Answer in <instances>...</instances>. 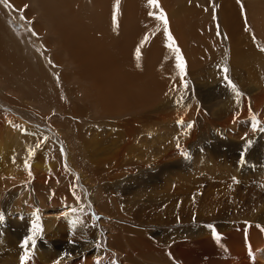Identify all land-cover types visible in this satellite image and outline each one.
I'll return each mask as SVG.
<instances>
[{"label": "bare ground", "instance_id": "1", "mask_svg": "<svg viewBox=\"0 0 264 264\" xmlns=\"http://www.w3.org/2000/svg\"><path fill=\"white\" fill-rule=\"evenodd\" d=\"M9 1L16 9L20 11L24 9L29 10L28 19L36 20V27L39 32L41 29L39 28V26L40 24H43L46 26L45 33H47L49 36H55V40H57L56 42H58V44L56 43L57 46L53 50L57 51V53L66 50L67 56H64L65 54H63L62 56H64V58L62 59L64 61L66 60L65 57H67L66 61H68L69 64H67L66 66L63 63V65L66 66L65 68H63L61 60H57V63L61 64L64 71L66 69V72H69L68 70L72 65L73 67L75 66L76 70L78 71H76L77 74H75V71L73 72L71 70L72 72L70 71L69 74H71L72 76H67L68 73H66L67 75L65 76V79H63L64 82L69 83V81L72 80L73 82L77 81V83L82 85L85 82L89 84L91 92H89L85 88L83 94L87 99L92 101V104L94 106L93 109L95 110V112H97L95 120L92 118L86 119L85 116L90 113L88 105L76 104L72 102L73 105H71V110L74 112L78 120L80 119L81 121L85 118L87 122H82V124L78 123L76 126L77 129H75V131L78 132V135L76 136L77 138L75 137L78 140V151H80L79 149L81 148L85 149V147H87L88 152H90L83 154L81 153L78 157H75L77 160L76 162H78L79 160V162L77 163L78 165L74 164V161L72 163V156H70V153H66V156L64 158L63 156L62 159L60 158L61 156L59 157L61 159L60 163H52V161H50V163L52 164L48 165V167L46 165V168H44L39 166L40 164L38 165L36 163L39 154H35V150L40 145H42V143L46 142L48 144L47 148H50L49 145L53 143L56 145V147H61L64 149V151H67V149H65L64 143L62 142L63 140H61L59 136L52 131V128V130L48 128L51 127V124L47 123L40 114L33 111V115H31L27 111V108H22V111H20V113L18 114L17 112H14L16 110L13 111L11 108H9L3 100L0 101V107L16 115L11 116L4 110L0 109V215H3L4 217L3 221H0V264H21L20 257L24 255V249L22 247L23 240L26 235L31 234L30 225L32 221L36 219V215L40 216L41 225L44 224L45 227H47V225L49 226V224L52 223L49 220L46 223H43L41 217L43 216V214H47L48 212L46 210L43 211V209H46L44 205L45 198L53 206L56 200H58L60 197H67V195L68 197H71L72 195H74L73 193L76 190L74 186L76 184L78 185V182H82V180L85 178H89L92 181H95L96 186L98 184L97 182H100L99 184H101L105 181H108L109 185L115 184L117 186L122 183V179L127 175L131 176L129 177V180L131 181L133 180V177L135 175L143 170V168L141 167L142 165L140 166V164L145 163H138L140 160L138 162H135L128 159L130 160L128 161L125 159V156L127 155L126 152L132 145V142H134L137 134L141 133V131L143 132L146 129L145 127L149 126L150 120L154 118V116H150V112L144 111V109L153 107L157 103V100H160L161 97L170 93L173 85L176 87L180 84L181 81L180 75H177V73H174L170 70L171 65L174 64V57H172V55H169V53L165 51L162 43L163 38H165L164 36H167V34L163 33L162 31V33L160 32L159 34H156L157 32H154L155 29L157 30L158 28L157 26L160 22V19H155L156 17L152 18V12H156V10L153 7L154 5L149 4L148 0H120L122 1L121 10H123L122 25L124 26L125 30L132 31L131 33H133L135 37L131 38L128 35L130 41L132 40V42H130V47H125L124 44L122 46L120 44H115V46H117L115 50H113L114 47H112V50L111 48H107V41L110 40V37H108V35L106 36L105 32H102L101 36L94 35L87 32L86 28V30H84L81 24L92 25L97 19L92 17H96L97 15H99V17L103 16V14H105L107 11H105V5L108 4V2L110 3V5L116 4L117 0H109L108 2L107 0H90V8H86V11L85 5L87 2H85L84 0H60L58 1V3L51 2L50 0H26L27 2L25 0ZM173 1L176 0H158L159 5L162 7L163 12L166 14V17L168 19L167 26L169 27L170 32L172 33L176 42L178 41L181 47L184 46L186 49L185 54L188 57V61L191 64L192 70L189 75L194 76V78L197 80L201 77V73L203 72V68H198V66H203L207 63H209V65L211 66H216V64H218L219 66L218 61L216 62V60L212 59L214 58L212 54L209 55L207 51L203 52V49L199 46L189 47L186 44L188 43V40L191 41L194 39L193 41H195L196 39H201L207 42L206 47L208 49H214L213 41L209 38V36L214 37V35L208 36L207 31L210 30L204 29L199 23L200 20L205 17L208 11H206V9L195 6V4H192L194 1H192L191 4H187V0V3H185V0H180L181 2L184 1L181 5L176 4V2L173 3ZM180 1L178 3H181ZM216 1L219 12L218 14L221 18V32L224 33V37L227 39V42L230 45L229 51L231 57V67L235 68V66H238L241 69L245 68L247 70V75L252 71L250 62L253 61V66L256 67V64L261 62L260 59H262V55L261 53L256 51V47L254 46L253 42L250 41L251 38L249 35L248 26L246 25L245 11H243L239 0ZM248 2L250 9L254 5L257 7L261 5L264 6L261 0H254L253 2L252 0H248ZM95 7L97 9H95ZM35 8L39 10H36ZM32 9H35L36 11ZM37 11H39V15ZM250 12L253 16H251L252 21L260 18L262 19L261 15H263L264 17V11H262V14H258L253 10H251ZM109 24H111V22H109ZM17 26L22 27V22L18 23ZM55 27L59 28L58 35ZM111 30L112 29L110 27V31ZM263 30L264 27L262 26V28L259 29V33L262 31V37L264 39ZM214 33L216 37V32ZM123 34H125V32ZM150 39L153 40L149 41L147 46L146 43ZM108 43L110 42L108 41ZM112 43L114 44V42ZM193 45L195 44L193 43ZM1 58H3L2 55H0V60ZM137 58L140 59L141 63ZM136 60L138 63V67H136L137 64H135ZM11 64L12 67L10 69L14 73L16 72L15 70H17V61H13ZM224 66L225 65H223L222 67ZM207 68L209 69V66ZM212 70H214V68L209 69V71ZM21 72L22 70H20V74ZM77 83H74V85L77 86ZM253 92L259 93L256 94L258 96H256L254 99L257 102L253 103V101V104L248 102L250 103V105L246 104L245 108H241L242 111L240 113H234L233 115H230L227 120H224V123L218 125V129H214L216 134L220 132L221 136L226 135L228 137V133H225L224 131V126L231 124L234 127L235 122L237 121L236 118H239L240 116L244 117H241L242 119L238 120L240 121V123L245 122L247 119H251L252 122L261 120L262 126H264V119L260 117V113L263 112L261 110H264V88L254 89ZM70 94L71 92L70 90H68L67 95L70 96ZM75 94L76 90H73L72 95ZM170 94H168V96H170ZM50 96H52V94ZM175 103L176 102L174 101L173 103L167 102V104H163L162 107L158 109V112L162 113L161 116H165V114L163 115V112L167 111L169 108H174ZM187 105H189V103H187ZM187 105L184 113L178 118H175L174 125H177V130H186L185 133H182V131L180 132L181 135H186V141H184L183 146L182 143H180V149H178L176 146L177 149L173 150V148L171 147V150L173 151L169 152L166 147V150L169 153L163 154L166 155V157L163 156L162 160H160L158 163H154V167L167 165L169 168L168 170H166L165 175L162 173V175L164 176H159L161 178H156L157 180L153 182L151 181L152 184L149 185L150 189L148 187L151 192L149 191V193L147 194L150 195L152 193V195L151 197H149V200L147 198V201H149V207H146L145 205V208H149V213H145V211H143L144 213H139V215L136 214L138 216L134 218L135 220L132 219L134 223L136 222L138 224L137 227L150 225L153 227L152 230H144L145 228L138 229L133 226V229H131L132 227L124 229L121 228L122 230L120 231L119 228L121 226L118 228L119 230L116 228V226V229H114L113 231L109 229L106 230L107 228L102 229L103 226L100 223L102 228L96 229L99 231V234L96 231V236H94V228L91 227V229L93 228L91 230L89 227L90 224H88L89 229H77V233L75 232L73 234L72 230L64 232V230L58 229L59 231H56V229L51 236L62 238L53 241V244L50 243L51 246L57 247V254H53L56 258L49 259L46 258L47 255H45L46 257H40L36 253L35 248L34 250H32L33 248L31 247L30 243L29 248L31 250V256L28 264H57V262L58 264H177L175 261L181 262L180 264H264V164L260 166L257 161L262 158L261 156L264 150L262 149V151L260 150L261 152H259V154L257 153L259 157H257L256 155H252L253 151L251 152L252 156H249L248 154L246 158L254 161V164H252V161L251 164L248 163V167L246 165H244L243 167H239L238 164H227L228 162L225 159H227L228 156L224 159L226 163L222 164L215 163V161L219 158L216 159L214 157L216 159L214 161L212 158L213 156H210L211 159H209L210 157L208 156V161L206 162L202 158H196V156V159L191 162V165H188L187 170H184L182 168L183 164H180V166L178 165V163L167 164L165 162L166 159L171 158L172 160L174 156L176 157L177 154L174 153V151H183V149L188 147L194 140L193 135L196 133V129L194 130L195 126L189 129L187 128V124L192 123L190 121L194 120L193 118L197 114L195 108L193 109L192 107L191 110L190 108L188 110ZM252 111L255 112L258 119H254L255 117H249L248 114L251 115L253 113ZM258 111L259 113H257ZM246 115H248V118L246 117ZM17 118L23 119L22 121H19ZM101 118L103 120H108L111 128L113 127L114 129H116V133H118L119 135L118 139L120 145H116V147L113 145L115 149L112 148L111 151H101V148H98V150H94L92 146L89 145L90 140L88 137V133L89 131L93 133L98 129V126H100V124L102 123L100 121ZM64 120L65 122H69L68 117H64ZM181 120L184 122L183 126L177 123ZM92 121H95L97 125L92 124ZM155 122L157 126L160 125L157 124V120ZM88 123H90V125ZM65 124L67 125V123ZM45 125H47L48 127ZM247 130V132L243 130L244 132H241L240 134L237 133V136L232 137L234 139H238L237 141H241L244 140L241 137H244L245 133L247 136H250V138L248 137L249 139H252L255 135H257V132L254 133L249 129ZM40 131L48 133L50 139L47 141L39 140L38 136ZM155 133L157 132L155 131ZM29 135H31V138L28 137ZM194 136H196L195 138L199 137L198 134ZM70 144L71 143H69V145ZM116 149L117 151L112 154V151H115ZM51 151L53 152V150ZM142 156L144 155L142 154ZM217 156L221 158V156ZM230 157L232 159L233 156ZM55 158L57 159V156ZM131 158L133 160L132 156ZM201 160L204 163H202ZM210 160H213L214 163H212ZM25 161L27 162V166L25 165ZM80 163L81 165H79ZM59 177H63L67 181L68 186L67 189L65 187H62L60 188V191L58 193H55L57 194L56 199V195L54 196V190L61 186V184L59 183ZM231 177L233 179H237L231 180ZM124 179L126 181V178ZM87 181L88 179L86 180V182ZM257 181H260V186H255L254 183ZM103 185L104 184H102L101 186ZM113 185L112 187L115 186ZM107 187L110 188L109 186ZM112 187L111 189L114 190L115 187ZM91 188L92 187L90 186V189ZM94 188L96 190V187ZM100 188L101 191L102 189L104 190V187L102 188L99 185V189ZM87 190L89 189L87 188ZM49 191H52L51 193H49L50 197L45 196L44 198L42 193ZM74 196L71 197V201L73 200V198H75ZM5 198L7 201L17 199L13 204V209H11V207H9L8 205H4ZM95 198L96 197H94V201ZM35 200L38 201V207L32 205V202ZM91 200L93 201V199ZM24 201L25 204L23 205L22 203ZM75 201L77 200L74 199V201L72 202ZM78 202L79 201L76 202V205H78ZM80 203L79 207L84 205H80ZM107 204H109V202ZM68 208L70 209V207ZM71 208L73 210L74 205L71 206ZM134 208L135 207L130 208V214L131 209ZM37 209H39V212H37ZM109 209L107 210V212L109 211ZM62 210L63 209H61L58 214L61 213ZM41 211H43V213ZM102 211H104L103 207ZM28 212L33 213L28 216ZM51 212L57 213V211L54 210ZM110 212L108 214L112 215ZM25 213L28 214L25 215ZM96 214L100 215V213ZM104 215H107V213H105ZM92 216L93 215H91V217ZM111 217H113V215ZM125 217L126 216H124V218ZM105 221H103V223ZM55 224L57 225V223ZM111 224H113V222H111ZM209 225H212L213 227L210 228ZM178 226H180L181 228H178ZM155 227H159L162 229H155ZM165 228H173L174 231L170 232L169 230H165ZM89 233H92L93 235H89L94 238H90L92 241H89L88 238V242L84 243H81L80 241L74 239L73 241H68L67 239V241L63 240V238L65 237H76V239H81L80 237H83V239H85L84 237ZM215 233L219 234L220 239L216 238ZM163 236L165 237L163 238ZM162 238L164 239V243L168 247V251L167 249L164 250V247L162 248V246H160L162 244H159ZM53 240H55V238H53ZM49 242L50 241H48V243ZM92 242L93 244L91 245ZM82 244H90L92 249H97L101 252H98L97 257L93 261H90L88 259L86 260L87 256L89 255V253L87 255L88 251H79L77 249L74 250V248H78ZM17 249H20V252L19 250L18 252H15ZM33 251L35 252V254ZM62 251L68 253L69 255L64 256L65 254H62ZM43 253L46 254L45 251ZM91 255L93 256V254ZM69 258L72 259L70 260ZM121 258H123V260ZM31 260H33V262H31Z\"/></svg>", "mask_w": 264, "mask_h": 264}, {"label": "rangeland", "instance_id": "2", "mask_svg": "<svg viewBox=\"0 0 264 264\" xmlns=\"http://www.w3.org/2000/svg\"><path fill=\"white\" fill-rule=\"evenodd\" d=\"M50 1L58 3V1H60V0H57V1L56 0H54V1L50 0ZM84 1L87 2L85 5V11H86L87 9L90 8V0H84ZM108 1L109 0H107V2ZM179 1L180 0H176V1H173V3L176 2V4L181 5L184 2V1L181 2L182 1L181 0L180 1L181 3H178ZM187 1H188V3H187ZM187 1L185 0V3H187V4H191V2L194 1L192 4H195V6L206 9V11H208V13H206L205 17L203 19H201L199 23L204 29L210 30V31H207L208 36L214 35V37L209 36V38L213 41V48L214 49H212V50L208 49L206 47L207 42H205L201 39H196L195 41H193L194 39L191 41L188 40L189 44L188 43H186V44L189 47L199 46L203 49V52L207 51L209 53V55L212 54V56L215 58V59L214 58H212V59L216 60V62L218 61L219 66H218V64H216V66H211V65H209V63L204 64L203 66H201V65L198 66V68H203V72L201 73V77L198 78L197 80L194 78V76L189 75V73L192 72V70H191V64L188 61V57L185 54L186 53L185 47L184 46L181 47L180 43L178 41L176 42L172 33L170 32L169 27L167 25H165L162 20H160V22L158 23V26H157L158 28H157V30L155 29L154 32H157L156 34H159L162 31L163 33L167 34V36H164L165 38H163L162 43H163V46L165 48V51L167 53H169V55H172V57H174V59H173L174 64L171 65L170 70L174 73H177V75H180V81L181 82L176 87L173 85L172 90L170 91L171 94L168 93V94H170V96H168V94H166L165 96L161 97L160 100H157V103L154 105L155 107L153 106V107H149L147 109H144V111L150 112L149 113L150 116H154V118L150 120L149 126L145 127L146 129L143 132L141 131V133L137 134V136L134 139V142H132V145L128 149L129 152L127 151L126 152L127 155L125 156L126 160L130 159L131 161H135V162L136 161L138 162L140 160L138 163H145V164H140V166L142 165L141 167L143 168V170L137 174L138 176L135 175L136 177L134 176L133 180H131V181L129 180L130 179L129 177H131V176L127 175L126 177H124V178H126V181L123 178L122 183L120 185L116 186L114 184L116 186L115 187L112 184L116 189L114 187H112V185H109L108 181H105L101 184H99L100 182H97L100 185V187H102V188L104 187V190L102 189L103 192L101 191V188L99 189V185L97 184V186H96V182L92 181L89 178L83 179L82 182L79 181L78 185L76 184L74 186V188L76 190L74 191L73 194L75 196L71 194L72 196L75 197V198H73L72 201H74V199L79 201L78 205H76L77 201H75V202L71 201L72 196L71 197L69 196L70 197L69 198L67 195V197L63 196V197H60L58 200H56V202L53 204V206H54L53 207L45 198V196L50 197L49 193H51L52 191L51 192L50 191L49 192H43L42 195L45 198L44 205L46 207V209H43V211L46 210L48 212H47V214H43V216H41V217H42L43 223H46L48 220L51 221L52 223L50 222L51 224H49V226L47 225V227L49 229L47 227H45V225L43 224L42 225L43 231L36 238L37 243H36V246L34 248L36 249L35 251L40 257H46L45 255H47L46 258H49V259L50 258L51 259L56 258L54 256L58 252L57 247H53L50 245V243L53 244V241H56L58 239H62V238H58V237L56 238V237L51 236L52 233H54V230H56V229H57L56 231L64 230V232H68V230L69 231L72 230V234H73L75 232L77 233V231H76L77 229H79V230L89 229L88 224H90V226H89L90 229H91V227L94 228V229L92 228L93 233H95V234H93L94 236H96V231L99 234V231L96 229L102 228V226H103L102 229L107 228L106 230L109 229V230H113V231L116 228L118 229L120 226H121L119 228L120 231L124 228H131V227H132L131 229L136 227L138 229L139 228H145L144 230H146V229L152 230L153 227L150 225H143L142 227H140V226L137 227L138 224L136 222L134 223L133 220H135L134 218H136V216H138L139 213H144L143 211H145V213H149V208L148 209L145 208V205H146V207H149V204H148L149 201H147V198L149 200L150 199L149 197H151V195H152V193L150 195L147 194L150 191L149 185H151L153 181L164 176L166 173V170H168V168H169L167 165H163L160 167H154V163H158L160 160H162L163 156L166 157V155H163V154H168L170 151L177 149L176 148L177 143H179L180 146H181L180 143H182V146H183L184 141H186L185 140L186 135L185 134L181 135V133H180L181 131H182V133H185L186 130H182V129L177 130V127H176L177 125L176 126H174V125H175V118H178L179 116H181L184 113V111L186 110L187 103H189V105H187L188 110H189V108L191 110L192 107H193V109L195 108V110H196L197 115H195V117L193 118L194 120H192L190 122L193 123V127L195 126L194 130L196 129L195 130L196 133L194 135L198 134V136L200 138L198 136H197L198 138H195L196 136L193 135L194 140L192 141V143L188 147L183 149V151L190 154V157H191L190 159H185L181 155V153H179L181 151H178V152L174 151V153L177 154V155L175 154L176 157L175 156L173 157L174 160L173 159L171 160V158L170 159L168 158L170 161L168 159H166L165 162L167 164H175V163L177 164L178 163L179 166H180V164H183L182 168L184 170H187L188 165H191V162L194 161L196 158H198V159L202 158L206 162V161H208V156L209 157L213 156L212 158L214 161L217 158H219L218 160L215 161V163H221L222 164V163H226V161H227L228 162L227 164H236V165L238 164L239 167H243L244 165H246L248 167L252 161L251 159L246 158L248 156V154H249V156L256 155L257 157H259L258 156L259 152H261L262 149L264 150V146H263L264 145V126H262L261 120H258L257 122H252L251 119H249V120L247 119L245 122L240 123V121H238V120H240L244 117L240 116L239 118H236V120L239 123L236 121L234 127L231 124H230L231 126L230 125L224 126V131H225V133H228L227 134L228 137L226 135L221 136L220 132H218L216 134L214 131V129H218V125H220L221 123H224L225 122L224 120H227V118H229L230 115H233L234 113H236V114L240 113L242 111L243 107L245 108L246 104L250 105V103H252L253 101H254L253 103L257 102L254 99L256 96H258V95H256L258 92H253V90L257 89V88H264V51H261V49H264V41H263L264 39L262 37V31L259 33V29L262 28V26L264 27V17H263V15H261L262 19L260 18V19L252 21V19H251L252 14L250 12L251 10H253L254 12H257L258 14H260V13L262 14V11H264V6L261 5V6L257 7L254 5L250 9L249 4H248L249 3L248 0H239L241 7H242L243 11H245V14H246V25L248 26V30H249V35L251 38L250 41L253 42L254 46L256 47V51H258L262 55V59H260V61L262 63L261 62L257 63L256 67L253 66V61L250 60V61H252V62H250L252 71L250 69L251 73H249L250 74V76H249V74L246 75L247 70L244 67H243L244 69H241L238 66H235V68L231 67V60H230L231 57H230V51H229L230 45L228 44L227 39L224 37L225 36L224 33L221 32L222 31L221 26H220L221 18L218 14L219 12H218V7H217V3H216L217 1L216 0H214V2H213V0H191V1L187 0ZM253 1L254 0H252V2ZM261 1H262V4H264V0H261ZM121 3H122V1H120V0H119L118 4L116 3L113 5H110V3L108 2V4L105 5V11L106 10L107 11L105 14H103V16L99 17V15H97L96 17H92V18H97L95 20L96 23L94 22L92 25L91 24H81L83 26L84 30L87 29V32L92 33L94 35L101 36L102 32H105L106 36L108 35V37H110V40H108L110 43H108V41H107V48L108 49L111 48V50L113 49L112 47H114L113 50H115L117 48V46H115V44L116 45L120 44L121 46L124 44L125 47H130V44H131L130 42H132V40L130 41V38H128V37L129 36L131 38L135 37V35L133 33H131L132 31L125 30L124 26L122 25V19H123L122 18L123 17L122 12H123V10H121L122 9ZM197 3H198V5H197ZM153 7L155 8L156 12L155 11L152 12V18L156 17L155 19H158L161 11L163 12L162 7L159 5V2L157 5H155ZM35 9L39 10L37 8H35ZM35 9H32V10H35ZM95 9H97V8L95 7ZM28 11L29 10H27V9H24L22 11L16 9L9 0H4V2H0V47L2 48V49L0 48V55L3 56V58H1V60H0V101L3 100L9 108H11L13 111L16 110L14 112H17L18 114L20 113V111H22L21 110L22 108H27V111L31 115H33V113H32L33 111L40 114L43 117V119H45V121L47 123L51 124V127H48L47 125H45V126H47L50 129L52 128L53 130L52 129L51 130L56 135H58L61 140H63L62 142L64 143L65 149H67V151H64V149L61 147H56V145L53 143H51L49 145L50 148H47L48 144L46 142L42 143V145H40L38 147L39 149L37 148L35 150V154H39L38 159L36 160V163L38 165L40 164L39 166L46 168L45 167L46 165L48 167V165H51L53 162L54 163H58V162L60 163L62 156L64 158L66 156V153H70V156H72L71 157L72 163L74 161V164L78 165L77 163L79 162V160H78V162H76L77 160L75 157H78L81 153L82 154L83 153H89L90 151L88 152L87 147H85V149L81 148L82 150L79 149L80 151H78L79 146H77L78 140L76 139L78 132L75 131V129H77L76 126L78 123H80V124H82V122L87 123L86 119H89V118H92L95 120L96 114H97V112H95V110L93 109L94 106L92 104V101L87 99L85 97V95L83 94L85 88L89 92H91V90H90L91 88H90L89 84H87L86 82L83 83V85L77 83V81L73 82L72 80H70L69 83L64 82L63 79H65V76L67 75L66 73H68L67 76H72L71 74H69L70 71L72 70L73 72L75 71L74 72L75 74H77L78 71L76 70V67L74 66L75 67L74 68L72 65V66H70L71 68H69V70H68L69 72H66V69L64 71L63 68H65L67 66V64H69V62L66 61L67 57H65L66 60H64V61L62 59V58H64V56H67L66 50L63 52L61 51L60 53H57V51L53 50L56 48V46L58 44V42H56L57 40H55V36H49L47 33H45L46 32V26L43 24H40L41 27L39 26V28H41L43 30L40 29V32H39L37 27H36V20L28 19V17H29ZM109 11H110V14H109ZM37 12L39 15V11H37ZM164 15L166 16L165 13H164ZM262 21H263V24H262ZM17 22L18 23L22 22V27H20V26L18 27ZM109 22H111V24H109ZM118 25H119V27H118ZM110 27L112 29L111 31H110ZM243 27H244V23H243ZM243 27H242V29H243ZM55 29H56V32L58 35L59 28L55 27ZM124 32L126 35L123 34ZM128 32H129V34H128ZM214 32H216V37H215ZM263 32H264V30H263ZM109 33H111V34H109ZM40 34H42V35H40ZM125 37H127V38H125ZM151 40H153V39H150L147 41V43H146L147 46H148L149 41H151ZM22 42H23V44H22ZM112 42H114V44ZM50 43H52V44H50ZM193 43L195 45H193ZM112 45H114V46H112ZM170 45H171V47H170ZM52 51H54V52H52ZM13 52H14V55H13ZM136 53H138V52H136ZM63 54H65V55L62 56ZM178 56L180 57V60L184 61V63H185V69L183 72H181L180 68L178 67V64H179V61L177 60ZM137 59L141 63L140 59L139 58H137ZM9 60L11 63L13 61H17V64H16L17 70H15L16 72H14V73L10 69L12 67V64L9 62ZM57 60L58 61L61 60L62 65L64 63L66 66L63 65V68H62V65L57 63ZM135 64H137L136 67H138L137 60L135 61ZM223 65H225V66L222 67ZM208 66H209V69L214 68V70L209 71V69L207 68ZM254 67L257 69H255ZM195 68H197V67H195ZM224 68L228 69L227 75L238 86V89L242 92L243 95L241 97H239V98L236 97L233 90L227 86V82L222 79L224 76V72L222 70ZM238 68H240V69H238ZM19 69L22 70L21 74H20ZM15 74H16V76H15ZM253 74H254V76H253ZM255 74H256V76H255ZM259 76H260V79H259ZM74 83H77V86L74 85ZM201 83H203V84H201ZM185 84L188 85L187 89L185 88ZM201 85H203V86H201ZM74 88H76V89H74ZM68 90H70V92H71L70 96L67 95ZM73 90H76L77 95L76 94L72 95ZM51 94H52V96H50ZM169 97H171V98H169ZM163 99H165V100H163ZM174 101L176 102L174 104L175 107L169 108L167 111H164L163 115L165 114V116H161L162 113L158 112V109L161 108L163 104H165V103L167 104V102L173 103ZM72 102L76 103V104L88 105V108L90 109L89 114L91 116L88 114L89 116L88 115L85 116L86 119L84 118V120H81V121H80V119L78 120V118L76 117L74 112L71 110V105H73ZM212 102H213V104H212ZM248 102H250V103H248ZM0 104H1V102H0ZM19 108H20V110H19ZM0 109L4 110L7 114H9L11 116L12 115L16 116V115L12 114L10 111L5 110L2 107H0ZM140 109H142V108H140ZM18 110H19V112H18ZM261 111H263V112L260 113V117H262L264 119V110H261ZM159 113H160V115H159ZM257 113H259V111ZM166 115H167V117H166ZM248 115H249V117H253V118L255 117L254 119L257 118L255 112H253L251 114L252 116L250 114H248ZM248 115H246L247 118H248ZM69 116H71V117H69ZM64 117H68L69 122H65ZM17 119L19 121H22L23 118L22 119L17 118ZM73 119H74V122H73ZM154 120L155 121L157 120V122H158L157 124L158 125L160 124V125L157 126L156 122ZM100 121L102 122L100 124L101 127L98 126V129L95 132L92 133L91 131H89V133H88L89 134L88 137L90 140L89 145H91L94 150H98V148H101V151H106V150L111 151L112 148L115 149L116 145L117 146L120 145V142L118 139L119 135H118V133H116L117 130L114 129L113 127H112L113 130H112L111 125H109L108 120H103L101 118ZM164 121H167V122H164ZM105 122H106V124H105ZM65 123H67V125ZM91 123L94 125H97L95 121H92ZM88 124L90 125V123H88ZM68 125H69V128H68ZM154 129H156V130H154ZM160 129H161V131H160ZM236 129H238V130H236ZM242 129L245 132L248 131L247 129H249L250 131H252L254 133L257 132V135H255L252 139H249L250 136H247L245 133V136L241 137L244 140L237 141L238 139H234L232 136H237V133L240 134L241 132H244ZM170 130H171V132H170ZM98 131L100 134L98 133ZM155 131L157 133H155ZM233 132H235V133H233ZM230 136L232 139L230 138ZM28 137L31 138V135H29ZM177 137H179V140H176ZM64 138H66L67 140ZM38 139L42 140V141L43 140L47 141L50 139V137H49L48 133L40 131ZM74 140H76V141H74ZM65 141H67V142H65ZM177 141H179V142H177ZM248 141H251L250 146L248 144ZM10 142H12V141H10ZM69 143H71L72 145L71 144L69 145ZM174 145H175V147H174ZM166 147H167V150L169 152L166 150ZM171 147L173 148V150H171L172 149ZM51 150H53V152ZM68 150H69V152H68ZM70 150H71V152H70ZM249 150H250V152H249ZM116 151H117V149L115 151L113 150L112 154ZM210 151H212V152H210ZM252 151H253V153L251 155ZM192 152H193V154H192ZM207 153H210V154H207ZM142 154L144 156H142ZM151 154H152V156H151ZM178 154H180V155H178ZM217 155L221 156V158L218 157ZM229 155L233 156L232 159ZM56 156H57V159L55 158ZM73 156H74V158H73ZM131 156L133 157V160H132ZM227 156L230 159H228ZM36 157H37V155H36ZM136 157H140V158H136ZM211 157L209 159H211ZM225 157L228 160L225 159ZM261 157H262L261 159L258 158L259 160H257L260 166H262L264 164V151H263ZM175 158H176V160H175ZM54 159H56V160H54ZM246 159H247V162H246ZM130 160H128V161H130ZM147 160L149 163L147 162ZM213 160H210V161L212 163H214ZM222 160H223V162H222ZM233 160H234V162H233ZM50 161H52V163H50ZM144 161H146V162H144ZM217 161H219V162H217ZM230 161H232V162H230ZM201 162H202V160H201ZM253 162L254 161H252V164H254ZM146 163H148V164H146ZM202 163H204V162H202ZM244 163H246V164H244ZM79 165H81V163ZM138 171H139V169H138ZM162 173L164 175H162ZM159 176H161V177H159ZM87 179H88V181L86 182ZM235 179H237V178H235ZM235 179H233L231 177V180H235ZM59 181H60L59 183L61 184V186H59L58 188H56L54 190V196L56 195L55 196L56 199H57V194H55V193L56 192L58 193L60 191V188H62V187H65L67 189V186H68L67 181L63 177H59ZM92 182L94 184V187H96V190L93 187ZM106 182H107V185H106ZM102 184H104V185L101 186ZM254 184H255V186H258V185L260 186L261 183H260V181H257ZM90 186L92 187L91 189H90ZM107 186H109L110 188H108ZM111 187L114 188V190L111 189ZM148 187H149V189H148ZM87 188L89 190H87ZM105 189L106 190L108 189V190L106 191ZM90 190L91 191L94 190V191L91 192ZM76 194L78 195V197L80 199H76L77 198ZM92 194H93V196H92ZM104 194L108 198L105 197ZM89 197L91 199H93V201ZM94 197H96L95 201H94ZM109 197H110V199H109ZM16 200L17 199H12V200L7 201L5 198L4 199V205L5 206L8 205L9 207H11V209H13L12 207H13V204ZM62 201H63V203H62ZM45 202H47V203H45ZM65 202H66V204H65ZM106 202L107 203L109 202V204H107ZM116 202H117V204H116ZM79 203H80V205H82V204H84V205L79 207ZM104 203L107 205H105ZM22 204L24 205L25 201ZM32 205H34L35 207L36 206L38 207V201H36V200L33 201ZM73 205H74L75 211H73L71 208V206H73ZM65 206H67V207H65ZM68 207H70V209ZM102 207L104 208V211H102ZM133 207H135V208L131 209V214H130L129 213L130 208H133ZM106 208H108V209L110 208L108 212H107L108 209H106ZM61 209H63L61 211L62 214L61 213L58 214V212ZM83 209H84V211H83ZM50 210L51 211H53V210L57 211V213H55V212L53 213ZM86 210H87V212H86ZM135 210H137V211H135ZM43 211H41V212L43 213ZM29 212H31V211H29ZM80 212H82L84 214H82ZM109 212L113 215V217H111L112 215L108 214ZM28 213H25V215ZM32 213H29L28 216ZM96 213H100V215L96 214ZM105 213H107V215H104ZM136 214H138V215H136ZM83 215H84V217H83ZM91 215H93V216L91 217ZM109 215H110V217H109ZM123 215L126 216L127 218L126 217L124 218ZM102 217H105V218H102ZM96 218H97V222H96ZM19 219H20V217H19ZM87 219H88V221H87ZM101 219H103V220H101ZM70 221H71V223H70ZM73 221H75V223H73ZM103 221H105V222L103 223ZM111 222H113V224L115 226L113 224H111ZM55 223H57V225ZM84 223H86V224H84ZM100 223L102 226L100 225ZM107 224L108 225L110 224L109 225L110 227ZM111 226L112 227L114 226L113 229ZM30 227H31V225H30ZM67 228H69V229H67ZM156 228L162 229L159 227H155V229ZM178 228H181V227L178 226ZM118 230H116V231H118ZM165 230H169L170 232L174 231L173 228H165ZM51 231H53V232H51ZM30 232H31V230H30ZM90 234L92 235V233H89L87 236L84 237L85 239H83V237H80L84 241L81 239H76V237L75 238L65 237V238H63V240L64 241H67V240L73 241V239H74V240L80 241L81 243H84V242H88V239H89V241L91 239H94L91 236H89ZM49 237H51V238H49ZM164 237L165 236H163V238ZM48 238H49V240H48ZM53 238H55V240H53ZM163 238L161 239L159 244H162L160 246H162V248L164 247V250L167 249V251H168V247L164 243ZM48 241H50V242L48 243ZM92 244H93V242L91 243V245ZM47 245H49V246H47ZM82 245L78 248H74V250L77 249L79 251H88L87 255L89 253V255H88L89 258L87 256L86 260L88 259L90 261H93L97 257L98 252L99 253L101 252L97 249H92L90 244L89 245L82 244ZM34 248L32 250H34ZM53 248H55V249H53ZM18 250L20 252V249H17L15 252H18ZM43 250L45 251V253L47 251L48 252L46 254H44ZM49 251H51V252H49ZM53 251H55V252H53ZM103 251H104V249H103ZM54 253H55V255H53ZM65 253L66 252L62 251V254H65ZM90 253L93 254V256ZM34 254H35V252H34ZM41 254H43V255H41ZM48 255L52 256V257H49ZM64 256H66V255H64ZM69 259L71 260L72 258H69ZM121 259L123 260V258H121ZM31 262H33V260H31ZM175 262L177 264L181 263V262H177V261H175ZM59 264H61V263H59Z\"/></svg>", "mask_w": 264, "mask_h": 264}, {"label": "snow or ice", "instance_id": "3", "mask_svg": "<svg viewBox=\"0 0 264 264\" xmlns=\"http://www.w3.org/2000/svg\"><path fill=\"white\" fill-rule=\"evenodd\" d=\"M0 2H4V0H0ZM148 2L151 4V5H157L158 4V0H148ZM214 2V0H213ZM119 3V0H117V4ZM158 19L162 20L164 22L165 25H167L168 21H167V18L166 16L164 15V13L161 11ZM171 38V37H170ZM171 47V45H170ZM261 51H264V49H261ZM177 60L179 61V64H178V67L180 68L181 72L184 71L185 69V63L184 61L180 60V57L178 56L177 57ZM224 72V76H223V80L227 82V86L230 87L233 92L235 93L236 97H241L243 94L242 92L238 89V86L229 78V76L227 75L228 73V69L227 68H224L222 70ZM188 85L185 84V88L187 89ZM178 124L180 125H184V122L181 120V121H178L177 122ZM193 127V124L192 123H188L187 124V128H191ZM255 127V126H254ZM177 140H179V137H177ZM248 144L249 146L251 145V141H248ZM177 148L180 149V145L179 143H177ZM181 155L185 158V159H190V154L185 152V151H181ZM25 165L27 166V162L25 161ZM77 199H79V197H77ZM73 211H75V209H73ZM37 212H39V209H37ZM4 217L3 215H0V221H3ZM75 223V221L73 222ZM209 227H213L212 225H209ZM43 231V227L42 225L40 224V216L39 215H36V219L32 221L31 223V234L30 235H26L24 240H23V244H22V247L24 249V255L20 257V261H21V264H28L29 260H30V256H31V250L29 248V244L31 243V247L34 248L36 246V237L42 233ZM216 235V238L217 239H220V236L218 233H215ZM65 255H69L68 253H65ZM58 264V262H57Z\"/></svg>", "mask_w": 264, "mask_h": 264}]
</instances>
